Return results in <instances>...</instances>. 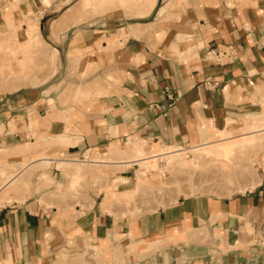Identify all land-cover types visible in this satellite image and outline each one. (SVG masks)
I'll use <instances>...</instances> for the list:
<instances>
[{
  "label": "crops",
  "instance_id": "obj_1",
  "mask_svg": "<svg viewBox=\"0 0 264 264\" xmlns=\"http://www.w3.org/2000/svg\"><path fill=\"white\" fill-rule=\"evenodd\" d=\"M72 1L0 0V188L22 183L0 190V264H264L263 171L130 216L105 190H135L131 168L76 194L71 170L263 130L264 0H164L119 25L72 22Z\"/></svg>",
  "mask_w": 264,
  "mask_h": 264
},
{
  "label": "rangeland",
  "instance_id": "obj_2",
  "mask_svg": "<svg viewBox=\"0 0 264 264\" xmlns=\"http://www.w3.org/2000/svg\"><path fill=\"white\" fill-rule=\"evenodd\" d=\"M151 1L94 0L87 5V10L82 11L80 10L81 8L79 9L80 0H73L72 15L74 14L73 18H75L73 21L88 20L91 23L96 20H102L106 16L109 17L107 21L112 24L114 23V25L136 21L135 18H140L147 14L148 7L151 8L153 4H156L155 6L157 7L164 0H153V3ZM171 5L173 7V4ZM25 23L27 25H35L33 22ZM8 77L10 78L12 76L8 75ZM261 125H263L261 127H264V124ZM231 136L234 135L221 136L208 141L204 143V148L201 150H196L193 148V145L189 147H158V150H156V147L151 151L144 152L142 147L140 148L141 143L134 142L128 143L126 148H108V150L115 148L112 150V155L105 152L97 155H85V158H79L77 159L79 161L71 165V170L74 175V186L72 189L76 194L81 181H84L85 184L87 181L95 184L100 182L101 179L106 180L108 175L116 171L131 168V171L135 173V190L122 194L115 193L117 183L123 181L121 177H116L111 180L105 190L106 199L108 200L106 205L114 203L112 202L113 199L117 200L122 196L120 202L116 204L122 209V212L130 216H137L157 207L168 205L178 197L197 194L222 196L237 190H243L247 186L254 185V177L258 178L256 172L258 174L261 171L264 172V128L259 132L246 136L244 139L247 141L244 140L246 142L242 146L224 148L223 145L225 144L227 145L242 140L241 138H235L236 136L229 139L228 137ZM237 139L239 140L237 141ZM180 149H185L186 152L184 153L185 157L182 155L184 160L179 164V167L175 166L167 170L166 159L157 160L158 167H160V171L158 172L162 173L161 177L152 171H147V174L138 172L137 164L139 162L137 164H130L129 166L125 165L126 161L132 159H140L164 151L176 154ZM123 152L126 153L124 154ZM91 160H96V162L88 163ZM185 160L188 163L187 161L185 163ZM114 161H117L119 164H112ZM76 164L77 166L74 167ZM240 169L243 175H235ZM1 174L2 172L0 171ZM21 181L23 182L22 179ZM13 184L7 186L11 191L22 185L17 178ZM7 187H2L0 190Z\"/></svg>",
  "mask_w": 264,
  "mask_h": 264
},
{
  "label": "bare ground",
  "instance_id": "obj_3",
  "mask_svg": "<svg viewBox=\"0 0 264 264\" xmlns=\"http://www.w3.org/2000/svg\"><path fill=\"white\" fill-rule=\"evenodd\" d=\"M94 0H80V7H79V9L80 10H82V11H85V10H87V5H89L90 3H92ZM119 1V0H118ZM152 3H153V0L151 1ZM110 3V2H109ZM148 5V4H147ZM146 5V6H147ZM89 8V7H88ZM148 9H150L149 7H148ZM147 10V9H146ZM73 12V11H72ZM67 13V12H66ZM67 15H68V13H67ZM70 15V14H69ZM74 15V14H73ZM72 15V16H73ZM71 16V15H70ZM69 16V17H70ZM63 17V16H62ZM65 17V16H64ZM71 18V17H70ZM70 18H69V20H70ZM61 19V18H60ZM65 19V18H64ZM75 19V18H74ZM22 21V20H21ZM62 21V20H61ZM65 21V20H64ZM71 21V20H70ZM23 22V21H22ZM72 22H75V21H72ZM24 23V22H23ZM57 23V22H56ZM61 23V22H60ZM63 24H64V22H63ZM66 24V23H65ZM64 24V25H65ZM21 25V24H20ZM24 25V34L26 35V37L28 38V40H32V36L34 35V34H36L37 32H36V26L35 25H27L26 23H24L23 24ZM67 25V24H66ZM64 27V26H63ZM18 29H20V28H18ZM59 29V28H58ZM135 30V29H134ZM140 30L141 29H139V30H137V32L138 33H136V35L138 34V35H140L139 34V32H140ZM57 31V30H56ZM142 31V30H141ZM135 33V32H134ZM125 37V36H124ZM38 38V37H37ZM117 39V38H116ZM122 40V39H121ZM26 41V40H25ZM119 43V42H118ZM121 43V42H120ZM263 126V125H262ZM260 131V130H259ZM255 132H248V134H246V135H239V136H236L235 138H241L242 140H240V141H238L239 139H237V141L238 142H236L235 141V143H231V144H225V145H223V147L225 148V147H231V146H242L247 140L246 139H244L246 136H248V135H250V134H254ZM229 139H232V138H234V136H231V137H228ZM227 138V139H228ZM260 139V138H259ZM244 140H246V141H244ZM204 143H202V144H198V145H194L193 146V148H195L196 150H201V149H203L204 148ZM142 146L140 145V148H141ZM115 148H111V149H107L106 151H105V153H109V154H113V151L112 150H114ZM216 149V148H215ZM227 149V148H226ZM156 150H158V147H157V149ZM217 150V149H216ZM224 150V149H223ZM123 151H125V150H123ZM145 152V151H144ZM186 152V150L185 149H183V150H179V152L178 153H176V154H173V153H171V152H168V151H164V152H158V153H156V154H154V155H151V156H147V157H143V158H140V159H132V160H129V161H126L125 162V165L126 166H129L130 164H137V162H139L137 165V167H138V169H137V171L138 172H140V173H146L147 174V171H152V172H154V173H156L159 177H161V175H162V173H160V172H158V171H160V167H158V164H157V160H162L163 158H165L166 160V167H167V170H169V169H171V168H173V167H179V164L181 163V162H183V160H184V158L182 157V155H184V153ZM97 153V152H96ZM104 153V154H105ZM124 153V152H123ZM126 153V152H125ZM124 153V154H125ZM148 154V153H147ZM97 155V154H96ZM187 155V154H186ZM107 156V155H106ZM110 156V155H109ZM119 157V156H118ZM125 157V156H124ZM184 157H185V155H184ZM120 158H122V157H120ZM130 158V157H129ZM126 159V158H125ZM186 161L187 160H185V163H186ZM76 163V162H75ZM187 163H188V161H187ZM79 164V163H78ZM124 165V166H125ZM178 165V166H177ZM75 166H77V164L76 165H74V167ZM181 166V165H180ZM79 167V166H78ZM1 171V170H0ZM235 175H240V176H242L243 175V172H242V170L240 169V171H237L236 172V174ZM15 177H12L11 179H9L8 181H7V183L5 184V187H6V185L7 186H10L11 184L12 185H14L13 184V182L15 181ZM259 179L257 178V177H254V184L258 181ZM253 185V184H252ZM4 187V186H3ZM12 187V186H11ZM8 188V187H7Z\"/></svg>",
  "mask_w": 264,
  "mask_h": 264
}]
</instances>
